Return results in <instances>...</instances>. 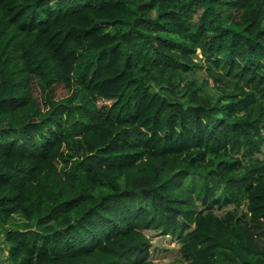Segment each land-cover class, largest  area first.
I'll list each match as a JSON object with an SVG mask.
<instances>
[{"label": "trees", "instance_id": "1", "mask_svg": "<svg viewBox=\"0 0 264 264\" xmlns=\"http://www.w3.org/2000/svg\"><path fill=\"white\" fill-rule=\"evenodd\" d=\"M263 146L264 0H0L6 264H264Z\"/></svg>", "mask_w": 264, "mask_h": 264}, {"label": "rangeland", "instance_id": "2", "mask_svg": "<svg viewBox=\"0 0 264 264\" xmlns=\"http://www.w3.org/2000/svg\"><path fill=\"white\" fill-rule=\"evenodd\" d=\"M195 75L199 78V80L204 78L203 71H198L195 73ZM58 94L65 95V88L60 87L58 89ZM257 156L264 159V146L262 147L261 151L257 153ZM228 208L232 207H224L222 211H225ZM147 235L150 240V258L153 259L157 264H171L172 262L180 260V244L174 236L160 234L156 231H147ZM2 256H5V254L1 253L0 264H6L5 260L1 259ZM180 264L187 263L180 262Z\"/></svg>", "mask_w": 264, "mask_h": 264}]
</instances>
